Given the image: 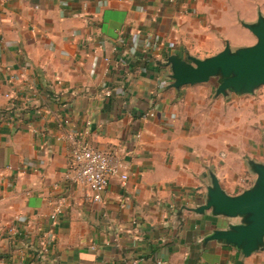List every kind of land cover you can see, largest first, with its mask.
I'll return each mask as SVG.
<instances>
[{"label": "crops", "instance_id": "1", "mask_svg": "<svg viewBox=\"0 0 264 264\" xmlns=\"http://www.w3.org/2000/svg\"><path fill=\"white\" fill-rule=\"evenodd\" d=\"M258 13L264 0H0V225L29 240L26 248L0 233V264H264V250L244 257L204 242L232 221L190 211L204 202L209 171L235 196L255 179L245 159L264 165V145L234 133L235 111L251 102L216 97L211 82L171 88L161 65L254 45L241 23ZM149 110L155 117L140 119ZM82 129L129 177L109 178L100 207L73 182L58 141ZM56 207L63 214L53 222ZM48 230V254L20 262Z\"/></svg>", "mask_w": 264, "mask_h": 264}, {"label": "water", "instance_id": "2", "mask_svg": "<svg viewBox=\"0 0 264 264\" xmlns=\"http://www.w3.org/2000/svg\"><path fill=\"white\" fill-rule=\"evenodd\" d=\"M256 39L252 46L231 48L228 43L214 56L186 60L176 55L167 57L161 65L169 67L167 86L179 89L186 85L211 82L215 96L229 99L253 95L264 86V16L258 13L254 23H241ZM248 171L255 176L253 184L240 194L230 196L221 188L217 177L209 171L210 184L202 205L190 209L195 214L210 211L214 217L232 221L224 230H213L204 242L215 241L231 246L244 257L264 250V165L246 160ZM6 243L0 254H6Z\"/></svg>", "mask_w": 264, "mask_h": 264}, {"label": "built area", "instance_id": "3", "mask_svg": "<svg viewBox=\"0 0 264 264\" xmlns=\"http://www.w3.org/2000/svg\"><path fill=\"white\" fill-rule=\"evenodd\" d=\"M61 3H66L67 0H59ZM152 45L156 50V53H160L164 46L163 41L159 37L152 39ZM1 48V44H0ZM108 58H104V62L108 63ZM96 66V59L93 60V69ZM13 80V76L10 77ZM159 88L166 86L163 80L158 82ZM30 91H33L32 86L29 87ZM105 95L108 97L111 95V91H106ZM6 98L11 99L9 94L5 95ZM155 111L149 110L140 115V119L149 120L155 117ZM10 120L12 116H7ZM87 130H73L62 134L58 137V141L65 144L72 160V180L75 184H80L88 188L92 194V200L101 206L103 194L108 188L109 178L118 177L122 183L128 180V174L125 172V165L123 161L112 152H103L92 148L86 140ZM26 166L33 167L30 162L25 163ZM63 214L62 207H56L53 213L50 215V220L55 221L59 215ZM8 233L12 236L17 237L19 241L27 248L28 237L25 235L24 229H19L16 226L10 227ZM55 239V235L51 230L44 231L41 234L39 241V250L34 256L27 257L25 253H19L20 262H24L28 259L41 260L45 255L48 254L49 248Z\"/></svg>", "mask_w": 264, "mask_h": 264}, {"label": "rangeland", "instance_id": "4", "mask_svg": "<svg viewBox=\"0 0 264 264\" xmlns=\"http://www.w3.org/2000/svg\"><path fill=\"white\" fill-rule=\"evenodd\" d=\"M249 38H242L241 43H249ZM241 97H246L249 104V107L244 109L236 110L235 118H239L241 125H236L235 134L246 135L245 139L249 140V137L258 141L261 145H264V86L260 87L253 95H245ZM239 111V112H238ZM238 112V113H237ZM238 120V122H239ZM246 156V155H245ZM245 160H251L246 158ZM253 161V160H252ZM253 180V179H252ZM253 184V181L250 182V185ZM5 228L4 225H0V233L8 231L10 228Z\"/></svg>", "mask_w": 264, "mask_h": 264}]
</instances>
